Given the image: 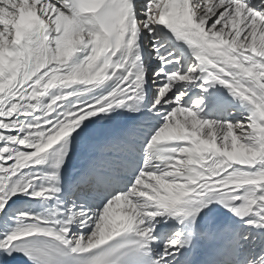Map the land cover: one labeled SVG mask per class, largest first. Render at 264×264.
I'll use <instances>...</instances> for the list:
<instances>
[{
  "label": "snow or ice",
  "instance_id": "snow-or-ice-1",
  "mask_svg": "<svg viewBox=\"0 0 264 264\" xmlns=\"http://www.w3.org/2000/svg\"><path fill=\"white\" fill-rule=\"evenodd\" d=\"M13 259L264 264V0H0Z\"/></svg>",
  "mask_w": 264,
  "mask_h": 264
},
{
  "label": "bare ground",
  "instance_id": "bare-ground-1",
  "mask_svg": "<svg viewBox=\"0 0 264 264\" xmlns=\"http://www.w3.org/2000/svg\"><path fill=\"white\" fill-rule=\"evenodd\" d=\"M192 91H198L196 89H193ZM209 93H211L214 97H216V99L223 105H227L228 108L230 110H234L235 113V118H239L242 114H243V109L240 105V102L237 100H234L228 93V91L222 87H215L212 89L208 90ZM209 111V115L207 117V119H216L217 118V114L216 111L214 110H209V109H205L204 113ZM228 119H233L234 117L232 115H229L227 117ZM22 207V206H21ZM168 226L171 230H175V228L177 227L175 225L174 221H168ZM252 232L255 234L256 230H252ZM171 232L169 231L167 234H162L161 233V225L157 224L156 225V232H154V235L158 236V242L156 247H159L162 243L163 240L167 238V235H170ZM258 235V234H257ZM253 245H254V249L258 250L259 249V240L258 239H254L253 240Z\"/></svg>",
  "mask_w": 264,
  "mask_h": 264
}]
</instances>
